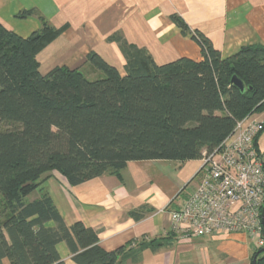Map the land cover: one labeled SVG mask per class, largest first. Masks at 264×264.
I'll use <instances>...</instances> for the list:
<instances>
[{
    "label": "trees",
    "instance_id": "trees-1",
    "mask_svg": "<svg viewBox=\"0 0 264 264\" xmlns=\"http://www.w3.org/2000/svg\"><path fill=\"white\" fill-rule=\"evenodd\" d=\"M31 16L42 28L28 37L0 23V264H65L61 243L75 264H117L125 247L107 251L94 229L68 226L52 197L39 191L43 176L58 172L77 186L121 177L133 161L203 159L238 122L264 111V47L246 46L223 58L209 38L173 14L171 21L201 48L202 60L159 65L115 35L109 41L125 57L123 73L93 52L87 62L102 74L98 79L67 67L43 75L36 57L66 26L51 27L34 9L17 17ZM234 75L244 92L232 85ZM256 264H264V252Z\"/></svg>",
    "mask_w": 264,
    "mask_h": 264
},
{
    "label": "crops",
    "instance_id": "crops-1",
    "mask_svg": "<svg viewBox=\"0 0 264 264\" xmlns=\"http://www.w3.org/2000/svg\"><path fill=\"white\" fill-rule=\"evenodd\" d=\"M32 9L51 27L66 26L36 57L43 75L67 67L100 76L87 62L93 52L123 73L125 57L119 44L109 41L115 35L143 48L159 65L202 60L201 48L171 21L173 14L209 38L223 58L246 46L264 47V0H0V23L28 37L42 22L17 16ZM252 117L264 123V111ZM254 147L264 162V130ZM202 164V159L133 161L121 177L105 175L77 186L50 172L39 191L52 197L68 226L94 229L107 251L125 247L117 264H252L257 249L250 251L244 235L195 238L173 232L169 211L194 192ZM133 212L143 216L136 220ZM58 251L65 264H75L65 243Z\"/></svg>",
    "mask_w": 264,
    "mask_h": 264
},
{
    "label": "built area",
    "instance_id": "built-area-1",
    "mask_svg": "<svg viewBox=\"0 0 264 264\" xmlns=\"http://www.w3.org/2000/svg\"><path fill=\"white\" fill-rule=\"evenodd\" d=\"M252 115L237 123L220 148L203 153L200 183L169 211L176 234L244 235L264 249V162L254 147L264 123Z\"/></svg>",
    "mask_w": 264,
    "mask_h": 264
},
{
    "label": "water",
    "instance_id": "water-1",
    "mask_svg": "<svg viewBox=\"0 0 264 264\" xmlns=\"http://www.w3.org/2000/svg\"><path fill=\"white\" fill-rule=\"evenodd\" d=\"M231 83L234 87H236L237 89H239L241 92H244L246 90V85L245 83L239 79L236 75H234L231 79ZM250 90H252V88L250 87ZM262 224H263V227H264V208H263V211H262ZM261 252H264V249L260 250V252L258 254H260ZM257 254V255H258ZM257 255L255 256V258L253 259L252 261V264H256V258H257Z\"/></svg>",
    "mask_w": 264,
    "mask_h": 264
},
{
    "label": "rangeland",
    "instance_id": "rangeland-1",
    "mask_svg": "<svg viewBox=\"0 0 264 264\" xmlns=\"http://www.w3.org/2000/svg\"><path fill=\"white\" fill-rule=\"evenodd\" d=\"M83 73H85V75L87 76V78H89V79H91V80H95V79H98V77H102V74L101 73H99V75L100 76H92V75H90L88 72H87V70H83ZM98 74V73H97ZM57 173H52L51 174V176H54V175H56ZM45 177V176H44ZM43 177V178H44ZM42 178V179H43ZM34 196H37L36 194L34 195ZM249 240V239H248ZM249 243L251 244V246H250V251H253V250H255V249H257L258 247H257V244H256V242H252V241H250L249 240ZM4 264H10L9 263V261H7V260H5L4 261Z\"/></svg>",
    "mask_w": 264,
    "mask_h": 264
}]
</instances>
